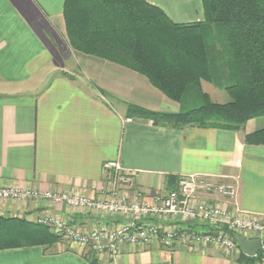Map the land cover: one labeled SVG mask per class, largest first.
Instances as JSON below:
<instances>
[{
	"label": "crops",
	"instance_id": "1",
	"mask_svg": "<svg viewBox=\"0 0 264 264\" xmlns=\"http://www.w3.org/2000/svg\"><path fill=\"white\" fill-rule=\"evenodd\" d=\"M146 1L172 22L203 20L200 0ZM63 5L64 0H0V188L56 190L97 199L107 188L103 163L118 160L133 174L131 192L140 190L148 202L171 190V177L235 178L239 209L264 220V146L243 139L262 122L249 120L235 131L171 128L127 116L128 104L167 113L190 105L170 100L142 74L73 50L65 35ZM221 92L222 100L215 101H228ZM211 200L230 206L221 197ZM0 214L31 222L56 215L82 231L124 221L45 199H0ZM145 222L161 228L179 225L153 218ZM191 226L209 230L201 222ZM0 264L241 263L214 247L162 249L156 243L142 249L124 246L112 259L64 240L51 248L0 250Z\"/></svg>",
	"mask_w": 264,
	"mask_h": 264
},
{
	"label": "trees",
	"instance_id": "2",
	"mask_svg": "<svg viewBox=\"0 0 264 264\" xmlns=\"http://www.w3.org/2000/svg\"><path fill=\"white\" fill-rule=\"evenodd\" d=\"M203 20L175 23L146 0H64L69 46L144 75L167 98L185 103L194 92L196 107L176 113L127 105V116L159 126L239 131L249 120L262 126L243 136L264 146V0H200ZM213 83L229 100L217 102L202 90ZM171 177V190L177 188ZM49 226L0 214V250L64 243ZM241 264H260L261 254L241 252Z\"/></svg>",
	"mask_w": 264,
	"mask_h": 264
},
{
	"label": "built area",
	"instance_id": "3",
	"mask_svg": "<svg viewBox=\"0 0 264 264\" xmlns=\"http://www.w3.org/2000/svg\"><path fill=\"white\" fill-rule=\"evenodd\" d=\"M102 173L107 188L97 199L56 190L8 187L0 188V199H45L53 204L122 218L124 221L114 227L103 225L87 231L69 225L56 215H46L37 220L63 235L68 243L81 246L98 256L108 255L114 259L124 246L142 249L156 243L162 249L176 245L194 249L214 247L226 256L238 257L242 251L234 236L240 235L261 241L260 264H264V220L239 209L235 178L218 181L206 175H180L176 189L156 194L153 201L148 202L140 190L131 192L134 187L133 174L118 160L105 161ZM210 196L221 197L229 201L230 206H224L223 202L217 204ZM147 218L179 225L161 228L155 223H146ZM193 222H201L209 230L196 231L191 226Z\"/></svg>",
	"mask_w": 264,
	"mask_h": 264
},
{
	"label": "water",
	"instance_id": "4",
	"mask_svg": "<svg viewBox=\"0 0 264 264\" xmlns=\"http://www.w3.org/2000/svg\"><path fill=\"white\" fill-rule=\"evenodd\" d=\"M234 239L247 256H256L261 250L262 243L259 239H247L240 235H235Z\"/></svg>",
	"mask_w": 264,
	"mask_h": 264
},
{
	"label": "rangeland",
	"instance_id": "5",
	"mask_svg": "<svg viewBox=\"0 0 264 264\" xmlns=\"http://www.w3.org/2000/svg\"><path fill=\"white\" fill-rule=\"evenodd\" d=\"M203 90V89H202ZM204 92H206L208 95H210V98L212 100H222L220 99V97H218L219 95H224V92H221V89L216 87V84L213 83H205V87H204ZM223 93V94H222ZM224 97V96H223ZM185 102L189 103L190 106L192 107H196L199 103H197L196 101V95H194V92H187V94L185 95ZM229 96H228V100H229ZM225 100V99H224Z\"/></svg>",
	"mask_w": 264,
	"mask_h": 264
}]
</instances>
